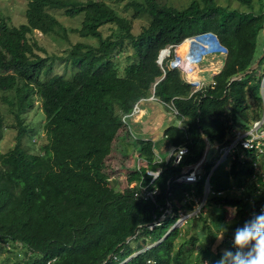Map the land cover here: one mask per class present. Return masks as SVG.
<instances>
[{"label":"trees","instance_id":"trees-1","mask_svg":"<svg viewBox=\"0 0 264 264\" xmlns=\"http://www.w3.org/2000/svg\"><path fill=\"white\" fill-rule=\"evenodd\" d=\"M251 1L240 0L251 7L241 11L216 0H191L182 8L158 0H129L125 8L133 13L128 17L105 0H28L25 22L11 26L0 18V102L13 113L17 130L14 146L0 153V249L15 254L11 264H46L51 259V264H216L224 249L235 251V230L264 209V187L256 193L250 181L258 159L255 150L239 149L227 169L214 170L212 175L219 171L215 189L224 192L208 196L205 210L190 224L189 219V232L180 241L176 238L184 234L179 229L167 232L173 216L148 229L156 210L152 203L136 199L129 187L141 176L136 163L122 186L110 183L107 164L112 156L127 153L131 143L135 158L147 159L142 170L164 167L156 182L159 203L171 199L180 204L191 186L167 181L201 159L202 134L214 148L229 142L233 129L248 130L264 118V56L256 69L230 81L263 52L257 50L256 40L264 30V10L253 11ZM64 17L80 18V23L67 28ZM139 20L143 22L134 31L133 23ZM105 25L115 31L104 36ZM36 30L63 40L77 33L95 42L78 41L64 57L54 55L70 60L71 78L54 74L43 79L52 70L54 56L38 44ZM207 32L215 34L226 49L224 61L212 77L215 84L207 82L191 94L192 84L178 67H169V56L161 65L157 58L160 50L169 47L171 56L175 45ZM126 45L133 53L121 73L113 56ZM153 85V95L160 101L173 99L181 120L182 127L169 125L163 131L172 147H187L178 165L172 160L153 164L154 141L134 138L122 121L136 102L151 96ZM35 94L44 117L40 127L44 135L24 120ZM5 128L0 109V139ZM32 136L41 138L36 150ZM217 157L206 159L205 172ZM202 185L203 180L195 184V194L202 193ZM232 186H242L243 192L233 193ZM182 208L191 209L192 201ZM229 208L236 214L230 222L225 220Z\"/></svg>","mask_w":264,"mask_h":264},{"label":"rangeland","instance_id":"rangeland-1","mask_svg":"<svg viewBox=\"0 0 264 264\" xmlns=\"http://www.w3.org/2000/svg\"><path fill=\"white\" fill-rule=\"evenodd\" d=\"M106 3H108L110 6H112L117 12L124 16H130L133 13V10L131 8H125V4L129 0H105ZM161 3H166L169 5H172L177 8H182L186 6L191 0H158ZM217 3L223 5V6H229L231 8H237L241 11H250L251 7L249 3H241L240 0H216ZM28 0H0V18H4L6 23L8 25H14L18 26L19 24L25 22V9L27 5ZM252 6L253 11L256 13L263 12L264 10V0H252ZM142 20H139L137 22L133 23V30L136 31V29L142 24ZM62 23L67 28L69 27H77L80 23V18H62ZM101 31L104 36L110 35L113 31H115V27L110 25H105L101 27ZM210 33V32H209ZM213 34V33H212ZM214 36L217 38V36L214 34ZM34 38L37 40L38 44L43 47L46 51V53L49 56H65V51L68 49V47L76 43L78 41H87L90 43H94V39H85L81 36H79L77 33H69L67 40H63L56 36L51 35H43L39 31L34 32ZM202 40L200 42L201 47L204 48L205 44L204 42L209 41L213 43V39L204 37L201 38ZM218 40V38H217ZM257 50H263L264 48V30L261 35L257 37ZM219 42V41H218ZM187 46L191 47V44H193L191 41L190 43H186ZM185 44V45H186ZM199 44V43H198ZM210 44V43H208ZM194 48L192 49L191 54L199 55L201 52H198V48H196V44H193ZM213 46L212 44H210ZM217 48H220L217 52L211 53V55H204L200 56V59L197 62H201L198 67L192 68V66H195V62H188L183 63L184 60L179 59L178 55L175 54L176 52V45L174 46L172 55L170 56L171 49L169 48V55H167L165 58L169 56L168 65L169 67H183L190 71L189 74H185L184 70H181L184 77L187 79L188 82L192 81V87H196V89L200 88V86L206 84L211 80L209 76H212L214 71L220 70L224 61V55L226 53V50L223 48V46L219 43L216 44ZM202 48V50H203ZM206 50V48H204ZM214 49V48H212ZM181 51V48L179 49V52ZM132 49L130 46L126 45L124 49L113 56L114 62L117 64L119 71L122 73L124 67L127 65V63L130 61V57L132 55ZM189 55L188 49L185 47L182 49L180 53V57L184 56L185 54ZM207 53V52H206ZM205 53V54H206ZM184 54V55H182ZM195 55V56H196ZM56 56L53 57V63H52V70L49 74L43 75V79H46L47 77L54 75V74H60L65 78H71L74 68L72 67V64L70 60H60ZM192 57V56H191ZM208 57V58H207ZM211 57V60H214V65L210 67L209 60ZM179 59V62H178ZM219 61H218V60ZM217 60V61H216ZM162 63V61H161ZM179 63V65H177ZM161 65V64H160ZM218 65V66H217ZM191 66V67H190ZM201 83V84H200ZM153 89L154 85L151 89V94L153 95ZM262 95V93H261ZM263 97V95H262ZM34 101H33V107L27 111V113L24 116L25 123L28 124L31 127H34L41 133L43 132L41 130V125L44 122L43 113L40 109V102L38 96L34 95ZM264 98V97H263ZM251 101V99H249ZM0 109L3 115L5 116L6 120V128L3 133L2 138L0 139V153H4L8 151L10 148H12L16 142V134L17 130L15 127V119L13 113L10 111L8 106L2 102H0ZM180 121V120H179ZM178 118L176 115L168 109L166 106H164L160 102L156 101H145V104L142 105L135 113L133 117L130 119V126L132 133L135 137L140 139H151L154 141L155 144V151L162 157L163 160H166L168 158V155L170 153V150L172 149V146L170 145L167 138L163 136L164 129L169 125H177L179 123ZM30 136H27V138ZM31 141L33 142V149H38V146L40 145L41 138L37 139L36 136H32ZM23 143H27V140L24 139ZM130 146V147H129ZM128 146V152L127 153H120V157L112 156L111 159H109V162L107 164V169L109 172H111L110 177V183L116 186L124 185L126 182L127 175L126 173L129 172V170H132L134 168L135 163H137V160L135 162V151L131 148L132 145ZM215 157H217V151L214 150L213 147L209 150L207 154V160H212ZM125 163V167H122L121 164ZM116 167L118 169H116ZM219 174V171H217L214 175L210 178V184L212 188H217V175ZM235 210L233 208L228 209V213L226 215L225 220L230 222L232 219H234L235 216ZM193 219H190L189 224L191 223ZM185 227L180 228L179 230L184 235H180L176 238V240H183L185 233L187 234L189 230ZM221 239H217L216 243L220 242ZM18 252V251H16ZM12 256H15V254H8L6 253L2 248L0 249V264H11ZM20 259V256H18Z\"/></svg>","mask_w":264,"mask_h":264},{"label":"built area","instance_id":"built-area-1","mask_svg":"<svg viewBox=\"0 0 264 264\" xmlns=\"http://www.w3.org/2000/svg\"><path fill=\"white\" fill-rule=\"evenodd\" d=\"M208 33L209 32H207V34ZM215 41L219 43L217 38L215 39ZM195 57L197 58L195 60V67H198V65L201 63V62L200 63L197 62V60L200 59V56L196 55ZM209 82H211L212 85L215 84L212 81V79ZM190 83L193 84L192 81H190ZM263 83H264V78L261 87V93L264 97ZM202 86H200V88L198 89H196V87H192L191 94L201 89ZM144 101H157L163 103L175 115L178 114V111L173 104V99H171L169 103H164L154 95H151ZM141 103L142 101L136 102L131 112L122 116L123 123L126 125L129 133L133 137L135 136L133 135L131 130L130 119L135 115V113H137V111H139ZM263 122H264V118H262L259 121H255L252 127L249 128L248 130L243 131L241 129H237L235 134L230 139L229 143L223 145H216L215 148L216 151L218 152V157L209 172H205V170L203 169V164H204L203 162L200 166L193 168H191L192 165L184 166L179 173L172 176V178H170L167 181V184H170L171 182H175L181 184L195 185L200 180H203L202 193L197 195L194 193L195 192L194 189H191L190 191H185L180 204L176 203L174 200L171 201V199H166L165 205H161L159 203L157 199V196L159 194V188L156 185V182L158 178L162 175L164 167L163 166H157L155 168L147 167L144 170H142L141 167L142 165L147 163V159L145 157L137 156L136 168L138 171L141 172V176L139 177L138 180L129 182V187L134 189L133 196L136 199L147 201L154 205V210L156 211L153 212L152 214V221L147 224L148 229L152 230L155 227L160 226L165 219L172 216L175 217V220L167 232H170L173 229H180L182 227H185L189 219L193 217H197L201 212H203L205 210L207 197L210 194H216V195L222 194V191L213 190L210 186V176L212 172L219 166H224L227 169L228 168L227 164L229 160L234 157L235 153L238 152L239 149L255 150L258 153V159L253 163L254 171L251 175L250 181L255 185L257 192H260L264 187V128L262 126ZM177 126L182 127L181 120L179 121ZM154 147L155 144H153L152 163L156 165H160V164L166 165L171 160L173 162L172 163L173 165H178L181 163L183 156L187 153V147L185 145L172 147L168 155V158L166 160H163L162 157L157 152H155ZM232 189L235 191L238 190L243 191V187L242 188L232 187ZM191 201H192L191 209L182 208V205L186 203H191ZM174 202L176 203L175 206L177 208L176 213L173 212L172 204ZM261 210L262 208H259L260 212ZM157 211L161 214L158 215ZM164 236L161 237L156 242L146 245L145 247L134 252L132 255L127 257L123 262H125L127 259L132 257L134 254L142 252L143 250H146L150 246L157 244L159 241H161L164 238ZM53 260L54 259L47 261L46 264H51Z\"/></svg>","mask_w":264,"mask_h":264},{"label":"clouds","instance_id":"clouds-1","mask_svg":"<svg viewBox=\"0 0 264 264\" xmlns=\"http://www.w3.org/2000/svg\"><path fill=\"white\" fill-rule=\"evenodd\" d=\"M233 248L224 249L216 264H264V209L235 230Z\"/></svg>","mask_w":264,"mask_h":264},{"label":"bare ground","instance_id":"bare-ground-1","mask_svg":"<svg viewBox=\"0 0 264 264\" xmlns=\"http://www.w3.org/2000/svg\"><path fill=\"white\" fill-rule=\"evenodd\" d=\"M204 37H212L214 40L216 39V37L213 35V34H207V35H205V36H201V37H198V38H190V39H186L181 45H179V46H176V52H175V54L176 55H178V57H179V59H182V60H184L183 61V63H185L186 61H187V63L188 62H194V57H195V55L196 54H192V57H190V55H188V54H182V55H184L183 57L181 56L180 57V53H181V51H182V49L183 48H187L188 49V52H189V54L190 53H192V49L194 48L193 46V44H196V48H198V52H201L202 51V53L204 54V55H211L210 53H213V52H217L218 50L216 49V47H215V44H214V42L212 43V42H209V41H206V42H204V43H206L205 44V46H204V48H206V50L203 48V47H201L202 45H200V43L198 44V41L201 39V38H204ZM198 40V41H197ZM190 41L193 43V44H191V47H189V46H184L186 43H190ZM208 43H210V44H212L213 46H211L210 44H208ZM217 43V42H216ZM181 48V51L179 52V49ZM202 48H203V50H202ZM212 48H214V49H212ZM207 52V53H206ZM169 53H170V51L169 50H164V51H162L161 53H160V56H159V58L161 59V61L167 56V55H169ZM202 53H200L198 56H203V54ZM206 53V54H205ZM208 58V57H207ZM210 58V60H209V63H210V67H212L213 65H214V60H211V57H209ZM179 59H178V62H179ZM197 58L195 57V60H196ZM199 60V59H198ZM197 60V61H198ZM218 60V59H217ZM216 60V61H217ZM219 61V60H218ZM177 65H179V63L177 64ZM180 66V65H179ZM218 66V65H217ZM181 67V66H180ZM191 67V66H190ZM195 66H192V68H194ZM183 68V67H182Z\"/></svg>","mask_w":264,"mask_h":264},{"label":"water","instance_id":"water-1","mask_svg":"<svg viewBox=\"0 0 264 264\" xmlns=\"http://www.w3.org/2000/svg\"><path fill=\"white\" fill-rule=\"evenodd\" d=\"M205 34H207V33H205ZM205 34H198V35H195V36H193V37H188V38H186V39H190V38H198V37L204 36ZM186 39H185V40H186ZM223 48H224V47H223ZM224 49H225V48H224ZM164 50H169V47H166V48L160 50L159 55H158V58H157V63H158V64H161V59L159 58V56H160V53H161L162 51H164ZM225 50H226V49H225ZM189 55H190V57L192 56L191 53H190ZM263 56H264V48H263V52L260 54L259 58L256 60V62H255V63H254V64H253L248 70H246V71H245L244 73H242V74H239V75H237V76L232 77V78L230 79V81L239 80V79H241L243 76H245L246 74H249L252 70L256 69L257 66H258V63H259L260 59H261ZM194 62H195V59H194ZM198 64H199V63H198ZM179 68H181V70H184V72L187 73V74L190 73V71H188V70L185 69V68H182V67H179ZM262 98H263V97H262ZM263 99H264V98H263ZM202 138H203L204 143H205V148H204V151H203L202 157H201V159H200L197 163L193 164L191 168H193V167H197V166H200V165L203 163V161L205 160V158H206V156H207V154H208V151H209V149H210V142H209L208 138H207L204 134H202Z\"/></svg>","mask_w":264,"mask_h":264},{"label":"crops","instance_id":"crops-1","mask_svg":"<svg viewBox=\"0 0 264 264\" xmlns=\"http://www.w3.org/2000/svg\"><path fill=\"white\" fill-rule=\"evenodd\" d=\"M219 71H220V70H216V71H214V73L212 74V76H209V77L212 79V77H213L215 74H217ZM149 102H151V101H149ZM156 102H157V101H156ZM144 104H145V102H142L141 105H140V107H141L142 105H144ZM236 131H237V129H233V135L235 134ZM134 138H135V137H134ZM136 138H137V137H136ZM231 138H232V137H231ZM231 138H230V139H231ZM229 141H230V140H229ZM227 143H229V142H227ZM227 143H226V144H227ZM215 147H216V145H215ZM215 147H214V148H215ZM210 149H211V144H210ZM210 149H209V150H210ZM215 150H216V148H215ZM155 152H156V151H155ZM208 152H209V151H208ZM217 156H218V154H217ZM206 159H207V156H206V158H205V160H204L203 162H205ZM215 161H216V159H215ZM215 161H214V162H215ZM196 163H197V162H196ZM228 163H229V162H228ZM194 164H195V163H194ZM191 165H193V164H191ZM212 166H213V165H212ZM212 166H211V167H212ZM210 169H211V168H210ZM209 171H210V170H209ZM209 171H208V172H209ZM213 172H214V171H213ZM213 172H212V173H213ZM211 176H212V174H211ZM211 176H210V178H211ZM188 185H190V184H188ZM190 186H191L190 190H191V189H194V191H195V185H190ZM210 186H211V184H210ZM232 187H236V186H232ZM232 187L230 188V190H231L233 193H235V194H239V193L243 192V191H241V190L235 191V190L232 189ZM211 188H212V187H211ZM236 188H239V187H236ZM240 188H242V186H241ZM212 189H213V188H212ZM215 190H216V189H215ZM217 191H222V190H219V189H218ZM195 192H196V191H195ZM223 192H224V191H222V194H223ZM256 193H257V189H256ZM220 195H221V194H220ZM207 198H208V197H207ZM206 201H207V200H206Z\"/></svg>","mask_w":264,"mask_h":264}]
</instances>
